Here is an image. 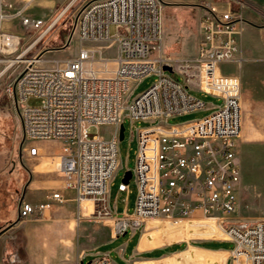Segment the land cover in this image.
Masks as SVG:
<instances>
[{
	"label": "built area",
	"instance_id": "1",
	"mask_svg": "<svg viewBox=\"0 0 264 264\" xmlns=\"http://www.w3.org/2000/svg\"><path fill=\"white\" fill-rule=\"evenodd\" d=\"M32 1L0 0V77L7 75L4 93L21 121V158L39 155L35 141H62L58 171L65 188L75 191L78 202H91L89 216L111 221L113 237L144 229L151 220L205 222L216 240L234 243L230 264H264V218L248 223L238 218L241 78L220 67L245 61L243 35L253 24L245 0L194 3L200 39L192 56L164 53L162 0H80L70 37L75 34L82 45L75 57L51 65L44 58L47 49L29 56L33 45L21 50L20 35L4 27ZM111 25L117 29L113 36ZM113 44L116 53L109 56ZM150 74L156 80L135 95V83ZM194 92L221 103L204 117L168 124L169 117L208 108ZM30 97L41 103L29 105ZM126 117L156 123L137 129L135 205L114 213L110 186L121 168L120 127ZM102 125L115 126L112 136H89L91 126ZM127 187L120 184L121 190ZM50 199L34 204L21 198L18 219H42L54 202L64 200L59 191ZM85 263L114 264L110 252H87L77 264Z\"/></svg>",
	"mask_w": 264,
	"mask_h": 264
},
{
	"label": "rangeland",
	"instance_id": "2",
	"mask_svg": "<svg viewBox=\"0 0 264 264\" xmlns=\"http://www.w3.org/2000/svg\"><path fill=\"white\" fill-rule=\"evenodd\" d=\"M45 1L47 4L44 6H36L34 5L36 1H33V4L31 3L22 16L11 20L10 24L14 26L13 29L21 37L20 49L23 50L33 45L28 53L29 56L39 54L47 49L44 52V58L46 61H51L47 62L48 65H51L55 63V60L64 61L75 57L82 45L75 34L70 37L74 14L80 0L73 5H70L72 0ZM162 2L164 53L167 55H194L196 52L194 46L199 40L197 12L195 13V10L192 9L196 7L190 5L193 7L186 8L170 0H162ZM186 10H189V13ZM179 18L180 22L177 23ZM53 22H55L54 26L40 41H37ZM259 22L264 23V19ZM249 26L251 27L249 28ZM249 26L243 35V56L245 58L243 64L237 66L231 62L223 63L220 66L224 73L238 75L242 83V132L238 141V159L242 173L238 212L241 223L257 220L255 217L258 215L264 218V27L260 28L258 23H254L255 29L252 25ZM116 32L115 25H111L110 34L113 36ZM65 44H67L66 47L61 48ZM115 51L116 47L113 44L107 50V54L113 56ZM3 66L4 63L0 65V69ZM156 78L155 74H150L135 83L134 94L146 90ZM7 79V75L0 77V199L2 202L11 199L10 209L16 210L19 206L27 172L21 158L23 141L21 121L13 103L4 93ZM194 93L206 102L208 108L169 117L168 124L183 123L204 117L221 103V99L216 96L201 92ZM27 103L35 106L41 103V99L30 97ZM123 123L125 136L120 142L121 168L112 179L110 186V189H113L114 198L117 196L125 171L133 170L135 167L137 129L156 122H133L126 117ZM114 130L115 126L113 125L91 126L88 133L90 137L109 138ZM59 147L61 145L57 144L56 148L59 149ZM129 186L132 198H134L137 186L133 179ZM114 213L118 212L114 211ZM169 223L152 220L147 223L144 229L129 230L123 235L113 237L110 220L88 216L81 225L74 223L73 241L75 247L87 248L88 253L110 252L114 264H158L157 259L138 258L161 257L187 248L185 252L174 257L173 264H230V251L220 248L231 250L234 243L216 240L207 231L212 227L206 225L205 222ZM141 238L142 246L170 245L140 253L137 252V249ZM193 241L196 244H193ZM205 241H217L212 242V245L220 248L205 247L201 244ZM118 248H122L121 253ZM209 251L213 252L207 253Z\"/></svg>",
	"mask_w": 264,
	"mask_h": 264
},
{
	"label": "crops",
	"instance_id": "3",
	"mask_svg": "<svg viewBox=\"0 0 264 264\" xmlns=\"http://www.w3.org/2000/svg\"><path fill=\"white\" fill-rule=\"evenodd\" d=\"M13 1L21 3L24 0ZM33 1H36L34 4L36 6H44L47 4L45 0ZM170 1L183 5L186 8H192L193 6L190 5H194L199 0ZM245 2V12L247 17L253 22L251 24L253 28L255 29L256 27L254 23H258L260 28L264 27V23L259 22L261 19H264V0H245ZM192 9L195 10V13L197 12L196 19L200 39V9L198 7ZM186 12L189 13V10H186ZM179 22L180 18L177 19V23ZM4 27L9 31L17 33L10 22H6ZM197 46L198 43L194 46L196 52ZM33 144L39 147V155L37 157L24 155L22 158L24 169L27 172V178L20 199H25L34 204L48 202L51 201L50 196L52 192L59 191L64 200L54 202L46 210L45 216L42 219L19 220L18 208L16 210L10 209L12 200L2 202L0 199V264H77L88 251L87 248L81 249L80 247H75L73 241L75 232L74 223L81 225L87 219L89 216V208L92 209V204L90 201L78 202L75 191L64 186L63 176L58 171L59 155L63 150V142L60 140H41L35 141ZM57 144L61 145L59 149L56 148ZM135 198L136 193L134 198H132L129 185L125 190H121L119 185V190L115 198L113 197V189H110V205L113 212L121 213L131 211L135 205ZM258 218H262V216L258 215L255 217V219ZM171 223L174 222H170L169 224ZM141 244L142 238L137 249V252L140 253L170 245L142 246ZM187 249L178 250L161 257L138 259H157L158 264H173L174 257L185 252ZM220 249L229 251V249L225 248ZM118 251L121 253L122 248H118ZM212 252L209 251L207 253Z\"/></svg>",
	"mask_w": 264,
	"mask_h": 264
},
{
	"label": "water",
	"instance_id": "4",
	"mask_svg": "<svg viewBox=\"0 0 264 264\" xmlns=\"http://www.w3.org/2000/svg\"><path fill=\"white\" fill-rule=\"evenodd\" d=\"M165 69L167 70H171V68L169 66H164ZM125 136V126L122 124L120 127V140H123ZM133 176V171L132 170H126L123 178H122V182L126 185L130 184V180ZM88 264V263H85Z\"/></svg>",
	"mask_w": 264,
	"mask_h": 264
},
{
	"label": "trees",
	"instance_id": "5",
	"mask_svg": "<svg viewBox=\"0 0 264 264\" xmlns=\"http://www.w3.org/2000/svg\"><path fill=\"white\" fill-rule=\"evenodd\" d=\"M212 242H217V241H205V242H202L201 244L205 247H208V248H220L218 246H213L212 245ZM193 244H196L195 241L192 242Z\"/></svg>",
	"mask_w": 264,
	"mask_h": 264
},
{
	"label": "bare ground",
	"instance_id": "6",
	"mask_svg": "<svg viewBox=\"0 0 264 264\" xmlns=\"http://www.w3.org/2000/svg\"><path fill=\"white\" fill-rule=\"evenodd\" d=\"M60 17H61V15H60ZM55 24V23H54ZM13 61V60H12ZM85 202H88V200H86ZM152 221V220H151ZM149 222V221H148ZM194 230H196V229H194Z\"/></svg>",
	"mask_w": 264,
	"mask_h": 264
}]
</instances>
